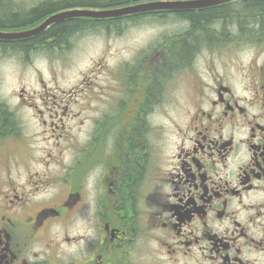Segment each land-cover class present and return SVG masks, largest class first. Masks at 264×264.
I'll use <instances>...</instances> for the list:
<instances>
[{"label": "flooded vegetation", "instance_id": "flooded-vegetation-1", "mask_svg": "<svg viewBox=\"0 0 264 264\" xmlns=\"http://www.w3.org/2000/svg\"><path fill=\"white\" fill-rule=\"evenodd\" d=\"M16 5L0 0V10L21 19L37 8ZM166 12L62 21L94 24L117 41L125 29L155 23ZM49 15L0 26V66L34 65L36 50L57 45L58 37L38 38L62 21L36 36L5 34L34 28ZM177 16L180 29L149 37L114 64L112 98L101 96L106 89L98 84L97 102L110 104L84 139L36 140L0 93L8 116L0 126H9L0 129V264H264V38L238 20L233 27L222 22L231 38L230 29L242 34L209 41L208 29L197 51L173 60V42L193 29L187 16ZM230 45L247 50L248 68L205 65ZM201 62L203 68L193 67ZM49 117L42 120L45 132L48 124L58 126L51 108ZM111 117L118 128L124 119L129 131L109 143L103 132ZM139 126L143 139L136 143ZM51 137L67 143L61 157L55 154L57 173L49 167L54 153L41 143Z\"/></svg>", "mask_w": 264, "mask_h": 264}, {"label": "rangeland", "instance_id": "rangeland-1", "mask_svg": "<svg viewBox=\"0 0 264 264\" xmlns=\"http://www.w3.org/2000/svg\"><path fill=\"white\" fill-rule=\"evenodd\" d=\"M11 1L17 4L12 6L15 10L34 5L38 6L41 3L49 4V0H25L26 3L20 2V0ZM244 13L248 12L244 10ZM170 19L172 24L163 22L161 25H176V30L184 25L179 22L182 20L177 17L172 16ZM143 24L144 27L158 25L151 22H143ZM157 29L164 31L163 27ZM155 30L149 29L148 35H153ZM78 31L79 33H77ZM166 31L167 33L170 32L169 30ZM97 33V28L83 30V27H81L75 28L74 35L68 37L65 42L57 38V45H53L49 64L44 62V57H40L33 58L34 65H30V61H28L27 65H20L17 71L8 70V66L5 65L0 66L1 97L9 105L17 107L19 119L29 127H25L27 134L35 135L36 140L49 135L55 137L75 135V137L84 139L92 135L95 122L101 118V113L108 109L110 103L105 101L91 102V99L90 101L86 100L89 95L94 96L95 94L92 89L88 93V89L95 84H99L101 88L106 89V92L100 95L112 98L114 81L111 69L120 58L132 52L134 43L129 36L113 41L109 37H96ZM135 44L146 45L147 40L141 39L136 41ZM108 45L114 48L112 51L114 54L108 58H103L102 53L106 51L105 47ZM212 51L214 49L210 50V52ZM218 51V56H214V59L205 64L214 70L221 67L222 69H225V67L230 69L248 68L253 61L246 49H237L233 45L225 46L222 50L218 49ZM47 52L49 51L47 50ZM100 65L103 66L101 69H99ZM205 65L204 62L194 63L193 67L203 68ZM179 104L180 102L176 96L172 108L175 109ZM43 106L48 111L41 114L39 110L43 109ZM49 108L53 110V117L57 120L58 126L48 124L46 127L48 132H45L42 120L50 118ZM111 118H114L115 121L107 123L103 132V136L107 135L106 138L109 139V143H112L110 141L113 135H127L129 131L127 124H124L122 128H118L116 125L118 119L116 117ZM162 123L165 124V121ZM166 126H169L168 122ZM52 130H55L54 134ZM51 138L52 140L41 141V143L49 145L54 153V156L49 160V167L53 173H57V167L52 163L55 162V154L59 157L62 156L67 143L62 137L59 140L54 137ZM36 142L38 143V141Z\"/></svg>", "mask_w": 264, "mask_h": 264}, {"label": "trees", "instance_id": "trees-1", "mask_svg": "<svg viewBox=\"0 0 264 264\" xmlns=\"http://www.w3.org/2000/svg\"><path fill=\"white\" fill-rule=\"evenodd\" d=\"M130 0H90V1H83V0H63L60 3H49L43 4L41 6H37V8L33 9L29 14H25V18L21 19L18 17L13 16L6 8L0 10V26H18L20 22L26 23L30 19L39 18L45 14H52L55 11H60L72 7H83L86 6L85 4H96L93 5L94 7H113L115 4H123ZM244 9L245 11L253 14L252 17L256 15L254 19H250L248 26H252L256 28V33L252 36H261L264 38V0H243L239 2L228 3L224 5L215 6L208 9H202L199 11H186L183 12L185 16L188 17V20L192 21L193 29L192 32L184 38L183 41H175V49H173V60H180L184 58V56L192 52L193 50H198V44L202 42L204 33L208 29H212V32L209 34H205L209 41H212L216 38L221 39L223 38V34L225 35L224 38L226 40H232V38L222 32V25L224 22L225 27L229 23V26L233 27L237 18L234 16H241L244 12L240 10ZM257 11V12H256ZM255 14V15H254ZM258 14V15H257ZM243 17V16H242ZM242 17L240 20H242ZM31 21V20H30ZM243 21V20H242ZM82 23L79 20H67L62 21L54 25L52 28L49 29V32L45 36L38 38L40 41H45L47 38H55L58 37L59 40L65 42L68 37L72 36V33L75 32V28H79ZM243 25V24H242ZM85 27V26H84ZM261 27V28H259ZM222 32V33H221ZM183 38V37H182ZM36 40V41H38ZM197 40V41H196ZM67 41V40H66ZM22 44L19 45H27L28 42H21ZM163 70H159L157 73H163ZM7 113L0 108V124L6 122L8 120ZM122 124H127L124 119L121 120ZM120 125V123H119ZM6 129L9 128L7 124L3 125ZM3 126H0L1 130H5ZM143 126H139L137 130L133 132V139L136 143L140 142L143 139L142 133ZM135 173H141L142 167L136 165L134 168Z\"/></svg>", "mask_w": 264, "mask_h": 264}, {"label": "water", "instance_id": "water-1", "mask_svg": "<svg viewBox=\"0 0 264 264\" xmlns=\"http://www.w3.org/2000/svg\"><path fill=\"white\" fill-rule=\"evenodd\" d=\"M228 0H195V1H188V2H178L175 4V7H200V6H205V5H210V4H215V3H221L225 2ZM171 7L173 6L171 3L167 4L165 2L162 3H157L155 5V8H165V7ZM128 8L124 9H118V10H107V11H102V10H92V9H78V10H72V11H67L60 13L54 17H51L48 21L47 24L52 22L53 20H58V19H63V18H68V17H92V18H106V17H111V16H116L120 15L123 13L128 12Z\"/></svg>", "mask_w": 264, "mask_h": 264}, {"label": "bare ground", "instance_id": "bare-ground-1", "mask_svg": "<svg viewBox=\"0 0 264 264\" xmlns=\"http://www.w3.org/2000/svg\"><path fill=\"white\" fill-rule=\"evenodd\" d=\"M1 50V49H0ZM3 55V54H2ZM4 57V56H3Z\"/></svg>", "mask_w": 264, "mask_h": 264}]
</instances>
